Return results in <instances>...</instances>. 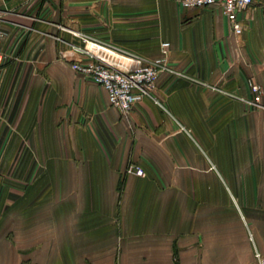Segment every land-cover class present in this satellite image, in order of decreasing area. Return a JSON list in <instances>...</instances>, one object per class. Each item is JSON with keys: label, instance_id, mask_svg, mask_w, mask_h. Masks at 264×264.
Returning <instances> with one entry per match:
<instances>
[{"label": "crops", "instance_id": "1", "mask_svg": "<svg viewBox=\"0 0 264 264\" xmlns=\"http://www.w3.org/2000/svg\"><path fill=\"white\" fill-rule=\"evenodd\" d=\"M0 17V264L264 260V0L239 36L178 0H0ZM69 31L150 61L168 43L181 76L124 117L71 69Z\"/></svg>", "mask_w": 264, "mask_h": 264}, {"label": "built area", "instance_id": "2", "mask_svg": "<svg viewBox=\"0 0 264 264\" xmlns=\"http://www.w3.org/2000/svg\"><path fill=\"white\" fill-rule=\"evenodd\" d=\"M178 4L183 9L219 6L232 33L239 36L243 31L239 15L248 9L252 0H178ZM69 32L80 40L81 45L63 43L82 58L73 61L71 69L76 74L85 76L94 84L102 87L107 94L109 106L118 110L124 117L132 112L142 98L153 96L160 73L166 72L181 76L167 64L168 43L161 44V53L164 58L150 61L125 52L112 43L97 39L89 34ZM3 36L4 32L0 23V41ZM3 63L4 56L0 52V68ZM248 86L252 98L245 103L249 107L262 108L263 90L261 86L252 80L248 82ZM126 173L139 177L144 175L140 168L132 165L126 169ZM255 257L259 264H264V260L258 253L255 254Z\"/></svg>", "mask_w": 264, "mask_h": 264}]
</instances>
